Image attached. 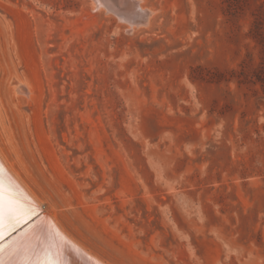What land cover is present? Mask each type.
I'll use <instances>...</instances> for the list:
<instances>
[{
    "label": "rangeland",
    "instance_id": "obj_1",
    "mask_svg": "<svg viewBox=\"0 0 264 264\" xmlns=\"http://www.w3.org/2000/svg\"><path fill=\"white\" fill-rule=\"evenodd\" d=\"M137 1L0 0V156L105 264H264V0Z\"/></svg>",
    "mask_w": 264,
    "mask_h": 264
},
{
    "label": "bare ground",
    "instance_id": "obj_2",
    "mask_svg": "<svg viewBox=\"0 0 264 264\" xmlns=\"http://www.w3.org/2000/svg\"><path fill=\"white\" fill-rule=\"evenodd\" d=\"M91 1L96 11L103 9L132 28L147 23L148 12L138 8L137 0ZM20 87L22 94H29L25 85ZM50 207L22 185L0 156V264H105L61 231Z\"/></svg>",
    "mask_w": 264,
    "mask_h": 264
}]
</instances>
